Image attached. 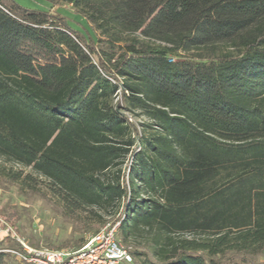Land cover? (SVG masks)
<instances>
[{"label": "trees", "instance_id": "1", "mask_svg": "<svg viewBox=\"0 0 264 264\" xmlns=\"http://www.w3.org/2000/svg\"><path fill=\"white\" fill-rule=\"evenodd\" d=\"M63 1L97 40L0 0V159L71 210L117 204L109 227L144 243L142 264H248L214 257L264 249V0ZM7 250H22L11 235L0 264H27Z\"/></svg>", "mask_w": 264, "mask_h": 264}, {"label": "rangeland", "instance_id": "2", "mask_svg": "<svg viewBox=\"0 0 264 264\" xmlns=\"http://www.w3.org/2000/svg\"><path fill=\"white\" fill-rule=\"evenodd\" d=\"M25 7L35 9H51L53 13H61L69 19L70 25L82 31L87 36L96 40L99 33L83 16L79 8L63 0H56L53 5L46 0H16ZM125 36H128L125 35ZM187 55V53H184ZM120 100V93L115 97V102ZM127 118L135 123L140 131L149 121L139 109H121ZM143 132V131H142ZM137 138V142L140 141ZM125 169V167H124ZM19 171L30 179L25 184L13 179V173ZM127 172L112 170L106 178L127 182ZM117 204L88 207L82 211L71 210L59 197L54 195L50 182L45 177L37 174L32 167L20 164L14 159H0V240L11 235L21 239L26 244L35 248H51L56 250H74L84 242L98 227L105 229L117 217ZM14 215V216H13ZM14 217V218H13ZM15 220V225L9 220ZM2 220L7 225H2ZM13 223V224H14ZM118 226V225H116ZM18 228V230L15 229ZM10 229L6 232V229ZM178 237L194 238L193 234L179 235ZM19 242V241H18ZM128 245L144 250V243L137 244L133 240L124 242ZM134 257V256H133ZM242 259L248 264H264V249L258 253H234L218 255L214 260L225 263L232 259ZM18 261L8 260L6 264H18ZM118 264H128L120 262ZM130 264H142L141 258L134 257Z\"/></svg>", "mask_w": 264, "mask_h": 264}, {"label": "built area", "instance_id": "3", "mask_svg": "<svg viewBox=\"0 0 264 264\" xmlns=\"http://www.w3.org/2000/svg\"><path fill=\"white\" fill-rule=\"evenodd\" d=\"M171 61H175L174 59ZM9 228L6 232H9ZM0 231H3L0 229ZM117 226L107 227L91 234L83 246L74 250H56L51 248H35L17 239L22 246L21 251L7 250L17 259L27 264H118L133 262V246L117 238Z\"/></svg>", "mask_w": 264, "mask_h": 264}]
</instances>
